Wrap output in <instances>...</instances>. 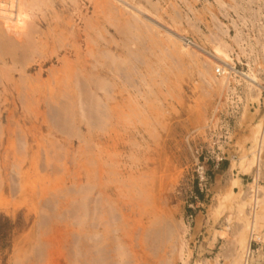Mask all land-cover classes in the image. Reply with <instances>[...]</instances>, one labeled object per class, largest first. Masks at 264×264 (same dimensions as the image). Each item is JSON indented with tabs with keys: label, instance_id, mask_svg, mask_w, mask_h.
Wrapping results in <instances>:
<instances>
[{
	"label": "rangeland",
	"instance_id": "374dc122",
	"mask_svg": "<svg viewBox=\"0 0 264 264\" xmlns=\"http://www.w3.org/2000/svg\"><path fill=\"white\" fill-rule=\"evenodd\" d=\"M150 1L156 5L155 9L151 10L147 0L136 2L149 10L148 15L156 17L162 26L169 28L166 29L167 31L170 30L176 37L182 36L191 42L188 51L191 50V53L194 51L197 58L206 60L203 62H207V55L195 49L194 45H204L211 53L213 43L206 41V36L214 40L219 38L222 43H226L233 63L231 76L235 79L232 82L235 81L229 83L228 88L213 84L218 86V90L209 82L206 83L207 78L199 76L198 60L193 63L190 58L188 60V57H184L183 61L176 62V57L172 59L169 56L171 48L166 46L164 47L168 49V53L165 51V54L169 59H164V50L156 48L157 56L151 57L156 62L152 65V69L149 70L143 67V64H140L141 66L138 64V68L146 78L144 82L140 77L137 78L140 79L138 80L140 83L143 82L140 87L144 84L142 89L140 87L139 89L140 93L145 94L140 95L134 89H130L131 94L135 95L133 97L138 98L140 104H144L139 106L142 109L140 112L145 111L142 112L144 114L139 112L140 118L138 115L136 116L138 118L132 117L133 121L132 119L124 121L126 124L122 122L123 125L119 123L104 125L107 128L104 126L91 128L82 118H80L81 123L73 124L72 117L66 113L67 109L62 107L64 99L58 97L60 92L56 83L59 75L57 69L61 67L60 58H64V49L58 44L61 41H36L32 49L37 51L31 53L29 44H35V41H28L25 36L29 32V23L25 14L22 11L13 12L11 17L4 13L0 14V24L3 23L2 26L0 25V71H2L0 72V181L3 179V182H0V264H84L78 255L79 247L87 244L86 249H88L91 243H87L88 239L85 238L90 231L91 221L90 217L87 218L90 214L84 213V205L87 204L86 202L89 203L92 197L95 199L101 195L105 199L108 198L112 205L114 204L113 207L120 211L122 209L124 214L118 222L117 234L114 223L109 237L115 239L120 236L122 243L125 241L123 253L128 257L123 255L124 259L121 258L125 264H233L237 255L242 253L237 238L241 232L239 228L240 226L242 228L244 213L240 215L239 212L241 205L246 201L248 203L249 200L252 201L254 194L257 168L255 163L249 164L252 158L251 148L254 143L255 128L258 123L261 125L264 123V53H262L264 0H258L257 3L256 0L252 3H250L252 0ZM235 7L238 10L234 9ZM156 8L161 10L158 11ZM250 10L252 13L249 12ZM41 12L44 11L36 9L35 13L42 16ZM5 18L6 20H2ZM243 18H246L245 24ZM106 27L109 34H105L107 39L115 37V40L120 42L121 38L115 29L107 24ZM163 32L161 31V37L169 36ZM236 37L241 39L236 42ZM78 42L84 52L86 48L84 41ZM178 42L182 45L180 41ZM159 50L162 52H158ZM196 52L201 54L198 55ZM157 58L158 62L155 60ZM69 60L71 61L69 65L76 64V58L71 57ZM209 62L212 61L208 60ZM40 65H42L41 74H39ZM214 65L213 73L219 75L218 67ZM250 70L257 77L260 76L256 82L257 87L261 88L258 100L254 99L255 95H253L256 89L249 86L247 82L250 81L245 78ZM140 97L143 98L142 101ZM51 113H56L58 116L55 117ZM64 114L70 117L69 120L64 118ZM52 116L56 119L62 117V121L61 118L54 120ZM141 117L145 119L142 120ZM128 122L133 125L127 124ZM261 161L262 179L258 180L257 184L261 186L260 188H264V151ZM244 167L247 169H243ZM110 172L113 175L116 172L114 176L112 175L113 179ZM140 172L142 175L145 174L143 179L151 181L152 184L143 183L144 190L140 188L141 185L133 188L135 183H142L143 179H138L142 177ZM127 173L129 176L132 173L134 179H131L132 175L131 178L128 177ZM135 175H140L136 176L137 181ZM108 181L111 183L109 184ZM128 181L129 183L126 184ZM99 183L103 184L100 186ZM131 183L134 184L132 188L128 185ZM7 186L15 188V190L11 189L13 193ZM76 186L79 188L78 191ZM74 188L75 192H73ZM139 188L143 195L146 193L148 195L149 190L150 200L147 199V195H142L143 200H140L139 195L142 192H137ZM260 192L262 194L260 193L259 200L263 201L264 189ZM262 201L260 204L263 203L261 205L264 208ZM77 202L82 203V206ZM110 202L107 206H111ZM261 205L259 209L262 208ZM222 206L224 207L221 208ZM249 207L246 206L244 211L249 210L251 208ZM75 215L80 217L76 218ZM152 215L161 217L153 219ZM151 219L152 221L157 219L156 222L166 219L165 221H168L174 229L175 237H172L170 243L165 244L166 246H161V251L152 250L149 243L144 240L145 236L143 237L142 228L150 227L151 224L148 223L152 222L149 221ZM259 228V239H254L251 243L253 252L250 258L251 264H264V219ZM236 232L239 233L238 237ZM143 242L146 243L145 246Z\"/></svg>",
	"mask_w": 264,
	"mask_h": 264
},
{
	"label": "bare ground",
	"instance_id": "6f19581e",
	"mask_svg": "<svg viewBox=\"0 0 264 264\" xmlns=\"http://www.w3.org/2000/svg\"><path fill=\"white\" fill-rule=\"evenodd\" d=\"M137 0H0V7L2 11H0L1 13L7 14L9 15V17L13 16L11 15L13 12H18V11H22L25 16L27 17L26 19H28V23H29V32H27V34L24 35L27 37L28 41L34 42L35 44L30 43L29 47L32 49L34 48V46L36 45V41H61V43L58 42V44H61L59 47L61 49H64V55L63 54V59H61V67H59L60 69L58 70V79L56 80V83L58 84V91L60 92V96L61 100L64 99L62 101V107L66 110V113L70 115V117H72V121L73 124L75 123H81L80 121L82 119H85L84 121L86 122V124L88 126L92 127H100V126H104L107 124H115V123H119L120 125L126 124L124 121L127 122V120L132 119V117H136L138 115V113L142 110L140 109L139 106H144V104H140L136 99V97H133L135 95L131 94V90L130 89H134L136 91V93H140V85L141 83H143L145 81V75L142 74V70L140 71V69L138 68V64H143V67L147 68V69H152V65L155 64L156 62L152 59L155 58L156 55V50L160 49V50H164V55L165 51L168 53V49L166 50V47H170L171 48V54H169V56H171L170 58H174L176 57L177 61H183L184 57L187 58L188 60L190 58V60L193 61V63H195L194 61L197 62L198 60V66L200 67L199 71V76H204L205 78H207L209 82V84L211 86L216 85H220L223 86L224 88H228L229 83L232 82V74H231V69L233 68V63L232 60L228 54V47L225 45L226 43H222V41L219 40V38H215L211 39V38H206V41H210L213 43L212 45V49L213 52L209 53L207 51V49L205 48V46L203 45H194L195 49L203 52L204 54L207 55L208 59L207 62H203L206 60H201L199 58H197L198 56H196V54L194 55V51L191 50L190 52L188 51L189 45L191 44V42H189L186 38L184 39L182 36L176 37L175 35H173L172 31H167L166 28L164 26H162V24L159 23V21H157L158 19H156V17L154 18L153 16L148 15L149 14V10L146 7H142L140 6L141 4L136 2ZM145 1V0H144ZM185 1V0H184ZM242 1V0H241ZM254 0H252L250 3H252ZM258 0H256L255 2L257 3ZM263 1V0H261ZM157 3V1H155ZM219 2V1H218ZM248 3V1H245ZM146 3V2H145ZM185 3V2H184ZM264 3V1H263ZM147 4H149V6H151V10L155 9L156 5L154 3H152L150 0H147ZM174 4V3H173ZM171 4V5H173ZM223 4V3H222ZM237 3H235L236 5ZM245 4V3H244ZM221 6V4H219ZM241 5V4H240ZM147 6V7H149ZM160 6V5H159ZM238 6V4L236 5ZM243 6V5H242ZM240 6V7H242ZM251 6V5H250ZM249 6V7H250ZM176 8V7H175ZM224 8V7H222ZM36 9L38 11L43 10L44 12H41L43 15L39 16L38 14H36ZM93 9V11L91 12V10ZM160 9V8H159ZM158 8H156V10L159 11ZM234 9H237V7H235ZM248 9V8H247ZM260 9V8H259ZM155 10V11H156ZM161 10V9H160ZM238 10V9H237ZM242 10V8L240 9ZM157 11V12H158ZM236 11V10H235ZM237 12V11H236ZM243 12H245V10H243ZM249 12L252 13V11L250 10ZM261 12V11H260ZM14 13V14H16ZM90 13H92V15L90 16ZM176 13V12H175ZM259 13V11L257 12ZM129 14V15H128ZM155 14V12H154ZM177 14V13H176ZM22 15V14H21ZM238 15V13H237ZM8 17V18H9ZM2 18V17H1ZM18 18V17H17ZM242 18V17H241ZM14 19V17H13ZM25 19V20H26ZM1 20V19H0ZM2 20H6L2 19ZM22 20V19H21ZM255 20V19H254ZM14 21V20H13ZM23 21V20H22ZM27 21V20H26ZM174 21V20H173ZM246 18H243V22L245 24ZM19 22V21H18ZM79 22V23H78ZM189 23V22H188ZM3 24V23H1ZM0 24V25H1ZM16 24V23H15ZM106 24L108 26H110L111 28L113 27L115 29V32L117 33V35L121 38V41L118 42L115 40L114 38H110L107 39V36L105 35L108 32V28L106 27ZM2 26V25H1ZM28 26V25H26ZM237 26V25H236ZM14 29V28H13ZM156 31H155V30ZM163 29V30H162ZM216 29V28H215ZM6 30V29H5ZM17 30V29H16ZM7 31V30H6ZM5 31V32H6ZM161 31L163 33H167V35H169L168 37H164V39L161 37ZM9 32H10V28H9ZM11 32H12V28H11ZM162 33V35H163ZM239 33V32H238ZM5 34V33H4ZM20 34V33H19ZM108 34V33H107ZM2 35V34H1ZM9 35V34H8ZM11 35V34H10ZM23 35V36H24ZM109 35V34H108ZM239 35V34H238ZM264 35V34H263ZM22 36V35H21ZM22 36V37H23ZM21 37V38H22ZM110 37V36H109ZM1 38V37H0ZM8 38V37H7ZM13 38V37H12ZM15 38V37H14ZM238 37H236V42H238L240 39H237ZM264 38V37H263ZM3 39V38H2ZM10 39V38H9ZM25 40V38H23ZM26 39V40H27ZM211 39V40H210ZM187 40V41H186ZM15 41V40H14ZM23 41V40H22ZM78 41H84V45L86 46L85 51L83 52L81 49V46L79 44ZM101 41V42H100ZM182 43V45L179 44V42ZM235 42V43H236ZM264 42V41H263ZM3 43V42H2ZM10 43V42H9ZM12 43V42H11ZM29 43V42H28ZM20 44V43H17ZM32 44V45H31ZM114 44V45H113ZM11 45V44H10ZM9 45V46H10ZM28 45V44H27ZM33 46V47H31ZM53 46V45H52ZM166 46V47H164ZM239 46V45H238ZM5 47V46H3ZM45 47V46H44ZM43 47V49L45 50V48ZM264 47V46H262ZM261 47V48H262ZM26 48V47H25ZM30 48H28L30 50ZM157 48V49H156ZM189 48V49H187ZM7 49V48H6ZM194 49V50H195ZM230 49V47H229ZM233 49V48H232ZM18 50V49H17ZM35 49H32V51L30 50L29 52H33ZM160 50L158 52H160ZM231 50V49H230ZM263 50V49H262ZM37 51V50H35ZM161 51V52H162ZM196 51V50H195ZM233 51V50H232ZM4 52V51H3ZM147 52L149 54H147ZM160 52V53H161ZM200 52V54H201ZM243 51H241L242 53ZM54 53V52H53ZM170 53V52H169ZM197 53V52H196ZM244 53V52H243ZM262 53H264V51H262ZM5 54V53H4ZM3 54V55H4ZM8 54V53H7ZM11 54V53H10ZM163 54V53H162ZM198 55H200L199 53H197ZM32 55V54H31ZM164 59H169L166 57L169 56H164ZM2 56V55H1ZM19 56V55H18ZM51 56V55H50ZM61 56V55H60ZM154 56V57H153ZM159 56V54H158ZM202 56V55H201ZM205 57V55H203ZM62 57V56H61ZM74 57L76 58L75 63L76 64H70V58ZM88 57H90V60H88ZM152 57V58H151ZM162 57V58H163ZM200 57V56H199ZM257 58V57H256ZM21 59V58H20ZM160 59V58H159ZM263 59V56L262 58ZM1 60V59H0ZM14 60V59H13ZM158 62V58L155 59ZM161 60V59H160ZM209 61H212L211 63ZM166 61V60H164ZM200 61V62H199ZM264 61V60H263ZM18 62V61H17ZM191 62V61H190ZM3 64V62H1ZM22 63V62H21ZM27 63V62H25ZM191 63V64H193ZM218 63V64H222V65H214L216 67H218V73L214 74V70H213V65ZM259 64V63H258ZM263 64V63H262ZM261 64V68L262 67ZM255 65V63H254ZM5 66V65H4ZM17 66V65H16ZM29 66V65H28ZM141 66V65H140ZM194 66H196L194 64ZM165 67V66H164ZM179 67V66H178ZM157 68V67H156ZM174 68V66H173ZM177 68V67H176ZM6 69V68H5ZM14 69V68H13ZM16 69V68H15ZM22 69V68H21ZM252 69H256L253 68ZM3 70V68H2ZM19 70V69H18ZM42 70V65H40V69H39V74H41ZM54 70V69H53ZM56 70V72H57ZM50 71V70H49ZM2 72V71H0ZM6 72V71H5ZM149 72V71H148ZM166 72V71H165ZM258 72V71H257ZM4 73V71H3ZM23 73V72H22ZM24 74V73H23ZM166 74V73H165ZM201 74V75H200ZM11 75V74H10ZM143 75V76H142ZM247 76V77H246ZM245 78L249 79L250 82H247L249 84V86H251L252 88H254V90L256 89L255 92H253L254 99H259L260 97V93H261V88L257 87V83L258 79L260 76L257 77V75L250 70L249 75H246ZM8 77V76H7ZM6 77V79H7ZM40 77V76H39ZM138 77L141 78V81L143 82H139L137 79ZM143 77V78H142ZM200 77V78H201ZM9 78V77H8ZM148 78V77H147ZM3 79V78H2ZM11 79V78H10ZM164 79V78H163ZM168 79V78H167ZM202 79V78H201ZM55 80V79H54ZM157 80V79H156ZM6 83V80H4ZM154 81V80H153ZM235 81V80H234ZM233 81V82H234ZM15 82V80H14ZM24 82V81H23ZM38 82V81H37ZM152 82V81H151ZM155 82V81H154ZM159 82V81H158ZM232 82V83H233ZM238 82V81H237ZM1 83V82H0ZM3 83V82H2ZM31 83V82H29ZM50 83V82H49ZM147 83V82H146ZM177 83V82H176ZM246 83V84H247ZM9 84V83H8ZM12 84V83H11ZM10 84V85H11ZM14 84V83H13ZM20 84V83H19ZM148 84V83H147ZM153 84V83H152ZM214 84V85H213ZM7 85V84H6ZM16 85V84H15ZM144 85V84H143ZM142 85V86H143ZM156 85V84H155ZM3 86V85H2ZM30 86V85H29ZM57 86V85H56ZM142 86L140 87L142 89ZM148 86V85H147ZM210 86V87H211ZM218 86H214V87H218ZM219 86V87H220ZM14 87V86H12ZM31 87V86H30ZM29 87V88H30ZM145 87V86H144ZM156 87V86H155ZM39 88V87H38ZM150 88V87H149ZM234 88V87H233ZM17 89V87H16ZM15 89V90H16ZM20 89V88H19ZM32 89V88H30ZM151 89V88H150ZM208 89V87H207ZM219 90V88H217ZM247 89L248 86H247ZM251 89V88H250ZM21 90V89H20ZM145 90V88L143 89ZM221 90V88H220ZM225 90V89H224ZM253 90V89H252ZM227 91V89H226ZM231 91V90H230ZM249 91V90H248ZM33 92V91H32ZM101 92V93H100ZM158 92V91H157ZM219 92V91H218ZM252 92V91H251ZM49 93V92H48ZM142 93V92H141ZM140 93V95H141ZM144 93V92H143ZM142 93V94H143ZM135 94V93H134ZM145 94V93H144ZM138 95V96H140ZM251 95V94H250ZM146 96V95H145ZM50 97V96H49ZM55 97V96H54ZM252 100H253V96L251 95ZM35 98V97H34ZM141 98V97H140ZM136 99V100H135ZM143 98H141L142 101ZM146 99V98H145ZM148 99V98H147ZM146 99V100H147ZM157 99V98H156ZM251 99V98H250ZM55 100V99H54ZM60 100V101H61ZM140 100V99H139ZM4 101V100H3ZM28 102V101H27ZM158 102V101H157ZM5 103V102H4ZM58 103V102H57ZM149 103V102H148ZM146 103L145 105L147 106ZM156 103V102H155ZM154 104V103H153ZM28 105V104H26ZM145 106V107H146ZM154 106V105H153ZM61 107V106H60ZM142 108V107H141ZM144 108V107H143ZM32 109V108H31ZM146 110V109H145ZM37 111V110H36ZM60 111V110H59ZM147 111V110H146ZM145 112V111H142ZM140 112V113H142ZM58 114H60V112H58ZM58 114L54 113L51 115H55V117L58 116ZM66 114V115H67ZM144 114V113H142ZM146 114V113H145ZM57 115V116H56ZM61 115V114H60ZM65 115V114H64ZM68 119V115L67 117ZM141 115V114H140ZM52 116V117H53ZM145 116V115H142ZM69 117V118H70ZM139 117V115H138ZM136 117V118H138ZM147 117V114L146 116ZM59 118V117H58ZM61 121H62V117ZM59 118V119H60ZM82 118V119H80ZM140 118V117H139ZM53 119L55 120L56 118L53 117ZM56 119V120H59ZM66 119V120H67ZM80 119V120H79ZM141 119H145L143 117H141ZM140 119V120H141ZM69 120V119H68ZM134 119H132L131 121H133ZM137 121V119H135ZM135 121V124L137 123ZM122 122H124L123 124H121ZM70 123V121H69ZM134 123V122H133ZM71 124V123H70ZM127 124H131V123H127ZM142 124V123H141ZM264 124V123H263ZM261 125L258 123L257 127L255 128L254 134H253V147L251 148V155L252 158L250 159V163L249 164H254L256 165L257 168V173L255 175V190H253L254 194L251 196L252 197V201L249 200L250 202L248 203L246 200V203L241 205L242 207L240 208V212L239 214L241 215V213H244V217L242 218L243 224H242V228L240 226L239 229H241L240 234L237 233V237L239 234V241H237V244H239L241 250V254L237 255V259L234 260L233 264H251L250 262V258H251V254L252 252V248H251V243L254 239H259L258 235H259V230H260V223L261 221H263L264 219V208L259 200V196L260 193L262 194V192H260L262 189L264 188H260L261 186H259L257 184L258 180L262 179L261 178V173L262 170L260 169L262 167V161H261V157L264 151V125ZM49 125V124H48ZM47 125V126H48ZM81 125V124H80ZM133 125V124H131ZM139 125V123H138ZM151 125V124H150ZM79 126V125H78ZM106 126H104L105 128H107ZM55 127V126H54ZM76 127V126H75ZM101 127V128H104ZM131 127V126H130ZM135 127V125H134ZM133 127V128H134ZM65 128V126H64ZM109 128V127H108ZM136 128V127H135ZM145 128V127H144ZM149 128V127H148ZM147 128V129H148ZM79 129V128H77ZM112 129V128H111ZM110 129V130H111ZM150 129V128H149ZM58 130V129H57ZM105 130V129H104ZM108 130V129H106ZM134 130V129H131ZM77 131V130H76ZM99 131V130H98ZM127 131V130H126ZM146 131V130H145ZM61 132V131H60ZM125 132V131H124ZM123 132V133H124ZM135 132V131H134ZM154 132V131H153ZM78 133V132H77ZM136 133V132H135ZM140 133V132H139ZM106 134V133H104ZM138 134V133H137ZM68 135V134H67ZM139 135V134H138ZM251 136V135H250ZM20 137V136H19ZM113 137V136H112ZM152 137V136H151ZM155 138V137H154ZM57 142V141H56ZM55 144V143H54ZM21 145V144H20ZM101 146V145H100ZM149 146V145H148ZM242 146V145H241ZM96 147V146H95ZM147 147V146H146ZM27 149V147H26ZM53 149V148H52ZM65 149V148H63ZM149 149V148H148ZM147 149V152H148ZM16 150V149H15ZM140 150V149H139ZM5 151V150H4ZM9 151V150H8ZM22 153V152H21ZM24 153V151H23ZM7 154V153H6ZM146 154V153H145ZM248 154V153H247ZM22 155V154H21ZM144 155V154H143ZM149 155V154H148ZM250 155V156H251ZM3 156V155H2ZM19 156V155H17ZM114 156V155H113ZM147 157V156H146ZM243 158V157H242ZM246 158V157H245ZM93 159V158H92ZM111 159V158H110ZM137 159V158H136ZM135 159V160H136ZM78 160V159H77ZM147 160V159H146ZM245 160V159H244ZM52 161V160H50ZM49 161V162H50ZM58 161V160H57ZM141 161V160H140ZM95 162V161H94ZM135 162V161H134ZM143 162V161H142ZM140 162V164L142 163ZM117 163V162H116ZM136 163H139L136 161ZM144 163V162H143ZM150 163V161H149ZM15 164V163H14ZM94 164V163H93ZM97 164V163H95ZM109 164V163H108ZM148 164V163H147ZM154 164V163H153ZM244 164V163H243ZM248 164V165H249ZM114 165V164H113ZM139 165V164H138ZM16 166V165H15ZM37 166V165H36ZM99 166V165H98ZM123 166V165H122ZM143 166V165H142ZM148 166V165H147ZM21 167V166H20ZM59 167V166H58ZM115 167V166H114ZM131 167V166H130ZM249 167V166H248ZM95 168V166H94ZM120 168V167H119ZM15 169V167H14ZM18 169V168H17ZM113 169V168H112ZM245 169V167L243 168ZM247 169V168H246ZM245 169V170H246ZM97 170V169H95ZM13 171V170H12ZM242 171V170H241ZM248 171V170H247ZM246 171V172H247ZM61 172V171H60ZM108 172V171H107ZM114 172V171H113ZM132 172V171H131ZM139 172V171H137ZM249 172V171H248ZM100 173V172H99ZM111 173V172H110ZM116 173V172H115ZM114 173V175H115ZM128 177L131 178V175L129 176V173H127ZM141 174V172H140ZM143 174V171H142ZM141 174V175H142ZM113 174L111 173V176ZM113 175V176H114ZM121 175V174H120ZM123 175V174H122ZM152 175V174H151ZM54 176V175H53ZM98 176V175H97ZM100 176V175H99ZM107 176V175H106ZM112 176V179H113ZM138 175H135V177ZM140 176V175H139ZM138 176V177H139ZM143 176L145 177V174L142 175V177L138 178L136 177V181L137 178L138 179H143ZM101 177V176H100ZM124 177V176H123ZM127 177V180H128ZM18 178V177H17ZM102 178V177H101ZM97 179V178H96ZM109 179V178H108ZM119 179H121L119 177ZM133 175H132V178ZM141 179V180H142ZM12 180V179H11ZM16 180V179H15ZM117 180V179H116ZM145 180V179H143ZM141 184H136L135 182V186L133 183L128 184L131 185V188H135L137 185H141L140 188L145 187V185L147 184H151L149 181H144ZM3 182V179L1 180ZM0 181V182H1ZM9 181V180H8ZM95 181V180H94ZM130 182H132L133 180H129ZM126 182L127 183H129ZM140 180H138L139 182ZM5 182V181H4ZM100 182V181H99ZM116 182V181H115ZM124 182V181H123ZM147 182V183H146ZM149 182V183H148ZM237 182V180H236ZM95 183V182H94ZM109 183V181H108ZM111 183V182H110ZM109 183V184H110ZM114 183V182H113ZM112 183V185H113ZM145 185H144V184ZM98 184V183H97ZM100 184V183H99ZM103 183L100 184V186ZM133 184V186H132ZM234 184V183H233ZM237 184V183H235ZM11 185V184H10ZM82 185V184H81ZM93 185V184H92ZM95 185V184H94ZM111 185V186H112ZM143 185V186H142ZM152 185V184H151ZM91 186V185H90ZM99 186V187H100ZM115 186V185H114ZM113 186V187H114ZM118 186V185H117ZM125 186V185H122ZM8 187V186H7ZM79 187V185H78ZM98 187V185H97ZM109 187V186H108ZM129 187V186H127ZM139 187V186H138ZM137 187V188H138ZM148 187V186H147ZM9 191L11 193H13V191H11V189L15 190L14 187H8ZM37 188V187H36ZM77 188V186H76ZM80 188V187H79ZM77 188V191L78 189ZM93 188V187H92ZM110 188V187H109ZM123 188V187H122ZM121 188V189H122ZM139 188V189H140ZM151 188V187H148ZM147 188V189H148ZM254 188V187H253ZM117 189V188H116ZM124 189V188H123ZM126 189V188H125ZM137 192H142L141 189ZM71 190V189H70ZM75 188L74 191L75 192ZM83 190V189H82ZM85 190V189H84ZM92 190V189H91ZM129 190V189H128ZM136 190V189H135ZM144 190V188H143ZM126 191V190H125ZM134 191V190H133ZM132 191V192H133ZM147 191V190H146ZM9 192V193H10ZM38 192V191H37ZM50 192V191H49ZM60 192V191H59ZM86 192V191H85ZM94 192V191H93ZM96 192V191H95ZM124 192V191H123ZM145 192V191H144ZM148 195H147V199L149 194V190L147 191ZM61 193V192H60ZM80 193V191L78 192ZM131 193V192H130ZM135 193V192H133ZM3 194V193H2ZM52 194V193H51ZM67 194V192L65 193V195ZM73 194V193H71ZM88 194V193H87ZM120 194V193H119ZM140 194V193H139ZM45 195V194H44ZM59 195V194H58ZM99 195H101L99 193ZM105 195V194H104ZM141 195V196H140ZM140 200H143L141 197L143 195L140 194ZM145 195V194H144ZM143 195V196H144ZM145 195V196H146ZM56 196V195H55ZM62 196V195H61ZM97 196V195H96ZM102 196V195H101ZM99 196L98 198L93 199V197L90 199V202H86L83 204L84 205V213L87 212L90 215L87 217H90V221H91V225H90V231L87 233V238L88 241L87 243H89L88 245V249L87 248V244L84 246L79 247V251H78V255H80V257L82 258V262H84V264H125L123 261L124 256L126 255V253H123V245L124 242L122 243V239L119 237L112 239L110 238V232H112V227L115 223V230H116V234H117V230H119L118 228V222H120L121 218H123L122 216H124V214H122V209L121 211L114 206V204L112 205V203L107 199L104 198V196ZM132 196V195H131ZM230 196V195H229ZM249 196V197H250ZM45 197V196H44ZM91 197V196H89ZM106 197V196H105ZM109 197V196H108ZM231 197V196H230ZM248 197V196H247ZM248 197V198H249ZM250 197V198H251ZM71 198V197H70ZM103 198V199H102ZM110 198V197H109ZM122 198V197H121ZM127 198V197H126ZM130 198V197H129ZM135 198V197H134ZM61 199V198H60ZM138 199V198H137ZM263 199V198H262ZM85 200V199H83ZM150 200V199H149ZM115 201V200H114ZM128 201V200H127ZM146 201V198H145ZM144 201V203H145ZM49 202V201H48ZM72 202V201H71ZM81 202V200H80ZM80 202H77L78 204H80ZM83 202V201H82ZM110 202L111 206H107V203ZM119 202V201H118ZM124 202V201H123ZM137 202V201H136ZM148 202V200H147ZM146 202V203H147ZM166 202V201H165ZM264 202V200L262 201ZM126 203V201H125ZM132 203V202H131ZM135 203V202H134ZM143 203V202H142ZM221 203V202H220ZM124 204V203H123ZM52 205V204H51ZM77 205V204H76ZM82 206V203L80 204ZM109 205V204H108ZM126 205V204H125ZM129 205V204H128ZM250 205V207H249ZM260 205L262 206V210L259 209ZM48 206V205H47ZM79 206V205H78ZM116 206V205H115ZM121 206V205H120ZM133 206V205H132ZM139 206V205H137ZM149 206V205H148ZM152 206V205H151ZM240 206V205H239ZM249 207L250 209H245L247 211H244V208ZM51 207V206H49ZM54 207V205H53ZM117 207V206H116ZM125 207V206H123ZM224 206H222L221 208H223ZM44 208V207H43ZM42 208V209H43ZM52 208V207H51ZM77 208V207H76ZM75 208V209H76ZM134 208V207H133ZM50 209V208H49ZM55 209V208H54ZM74 209V210H75ZM82 209V208H81ZM127 209V208H126ZM47 210V209H46ZM51 210V209H50ZM78 210V209H77ZM131 210V209H130ZM133 210V209H132ZM239 210V209H238ZM261 210V211H259ZM125 211V209H124ZM135 211V210H134ZM44 212V211H43ZM71 212V210H70ZM77 212V211H76ZM82 212V211H81ZM141 212V211H140ZM54 213V212H53ZM56 213V212H55ZM75 213V211H74ZM134 213V212H133ZM47 214V213H46ZM76 214V213H75ZM77 214H80L77 212ZM82 214V213H81ZM118 214V215H117ZM60 215V213H59ZM110 215V216H108ZM149 215V214H148ZM239 215V217H240ZM73 216V215H72ZM76 216V215H75ZM74 216V217H75ZM82 216V215H81ZM85 216V215H84ZM83 216V217H84ZM154 216V217H153ZM58 217V216H57ZM80 216H76V218H79ZM86 217V216H85ZM121 217V218H120ZM151 217H153V219H155V217H157L158 219V215H152ZM161 217V216H160ZM159 217V218H160ZM47 218V217H46ZM125 218V217H124ZM239 218V219H241ZM69 219V218H68ZM82 219V217L80 218ZM156 219V220H157ZM76 220V219H75ZM86 220V219H85ZM125 220V219H124ZM156 220L152 221L149 220L151 223H148V225L151 224L150 227L147 226V228L143 227L142 230L144 229V234L143 237L145 236V239L149 244L150 247H152V250L154 249L155 251L157 249H159L160 251L162 250V247H164L163 245H165L167 242H169L174 234V229H172V227L170 226V224L168 223V221H162V219L156 222ZM168 220V219H167ZM61 221V220H59ZM81 221V220H80ZM79 221V222H80ZM88 221V220H87ZM240 221V220H239ZM70 222V221H69ZM74 222V221H73ZM78 222V221H77ZM113 222V224H112ZM136 222V221H135ZM159 222V223H158ZM170 222V221H169ZM84 223V222H83ZM80 224V223H79ZM123 224V223H122ZM241 224V222L239 223ZM44 225V224H43ZM84 224H82L83 226ZM153 225V226H152ZM125 226V225H124ZM129 226V225H128ZM84 227V226H83ZM126 227V226H125ZM132 227V226H131ZM238 227V226H237ZM63 228V227H62ZM115 230L113 231V233H115ZM125 230V229H123ZM127 230V229H126ZM83 231V230H82ZM133 232V231H132ZM131 232V233H132ZM124 233V232H123ZM129 233V232H128ZM135 233V232H134ZM83 235V236H85ZM114 235V234H113ZM112 235V236H113ZM129 235V234H128ZM136 235V234H135ZM40 236V235H39ZM82 236V237H83ZM127 236V235H126ZM139 236V235H138ZM43 237V236H42ZM80 237V236H79ZM78 237V238H79ZM77 239V237H76ZM75 239V240H76ZM79 240V239H78ZM77 240V242H78ZM80 240L83 241V239L80 238ZM79 240V241H80ZM86 240V239H84ZM143 240V238H142ZM141 240V241H142ZM231 241V240H230ZM145 242V241H144ZM143 242V243H144ZM42 243V242H41ZM47 243V241H46ZM80 243V242H79ZM83 243V242H82ZM170 243V242H169ZM81 244V243H80ZM128 244V243H127ZM173 244V243H171ZM182 244V243H181ZM236 243H234V245H237ZM42 245V244H41ZM146 245V243H144V246ZM168 245V244H167ZM183 245V244H182ZM232 245V244H231ZM50 246V245H49ZM143 246V245H142ZM148 246V248H149ZM162 246V247H161ZM166 246V245H165ZM233 246V245H232ZM47 247V246H45ZM75 247V246H74ZM84 247V248H83ZM147 247V246H146ZM145 247V248H146ZM181 247V246H180ZM236 247V246H235ZM72 248V247H71ZM81 248V250H80ZM126 248V247H124ZM128 248V247H127ZM131 248V247H130ZM161 248V249H160ZM134 249V248H132ZM131 249V250H132ZM165 249V248H164ZM180 249V248H179ZM230 249V248H229ZM240 249H238L239 251ZM115 251V252H114ZM76 252V251H75ZM74 252V253H75ZM142 252V251H141ZM150 252V251H149ZM148 252V253H149ZM154 252V251H153ZM151 252V253H153ZM174 252V251H173ZM116 253V254H115ZM182 253V250H181ZM165 254V253H164ZM238 254V252H237ZM124 255V256H123ZM152 255V254H151ZM156 255V254H155ZM232 255V254H231ZM236 255V253H235ZM127 256V255H126ZM150 256V255H149ZM128 257V256H127ZM73 258V257H72ZM123 258V259H121ZM142 258V257H141ZM171 258V257H170ZM182 258V257H181ZM235 258V256L233 257V259ZM78 259V256H77ZM130 259V258H129ZM128 259V260H129ZM172 259V258H171ZM169 259V260H171ZM126 260V259H125ZM126 260V261H128ZM131 260V259H130ZM156 260V259H155ZM164 260V259H163ZM28 261V260H27ZM76 261V260H74ZM77 262V261H76ZM80 262V261H79ZM81 262V263H82ZM139 262V261H138ZM163 262V261H162ZM165 262V261H164ZM168 262V261H167ZM129 263V262H128ZM155 263V262H153ZM75 264V263H74ZM165 264V263H164Z\"/></svg>",
	"mask_w": 264,
	"mask_h": 264
}]
</instances>
